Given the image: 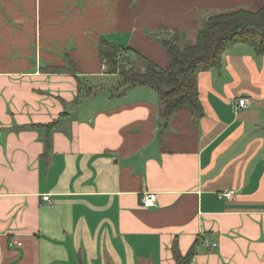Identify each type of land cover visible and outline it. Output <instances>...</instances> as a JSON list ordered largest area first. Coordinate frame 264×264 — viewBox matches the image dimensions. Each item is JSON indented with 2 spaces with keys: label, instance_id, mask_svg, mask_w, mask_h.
<instances>
[{
  "label": "crops",
  "instance_id": "1",
  "mask_svg": "<svg viewBox=\"0 0 264 264\" xmlns=\"http://www.w3.org/2000/svg\"><path fill=\"white\" fill-rule=\"evenodd\" d=\"M263 6L0 0V264H176L175 240L186 254L198 238L192 264H264V54L230 47L198 75L202 114L166 121L157 92L122 86L99 48L166 69L174 32L192 44L210 15Z\"/></svg>",
  "mask_w": 264,
  "mask_h": 264
},
{
  "label": "trees",
  "instance_id": "2",
  "mask_svg": "<svg viewBox=\"0 0 264 264\" xmlns=\"http://www.w3.org/2000/svg\"><path fill=\"white\" fill-rule=\"evenodd\" d=\"M181 32H174L163 40L171 56L170 66L160 68L146 61L144 70H137L122 61L123 49L108 39H102L100 54L109 73L121 76V85L127 88L149 86L159 97L161 117L168 121L182 106L202 114L203 107L197 86L198 75L206 70L220 68L224 53L238 43L251 46L257 55L264 54V6L256 10L238 8L210 15L199 30L195 43L181 45ZM125 50V49H124ZM91 91V87L88 92ZM57 121L47 125V142ZM198 238L183 254L175 240L172 251L176 264H192L201 243Z\"/></svg>",
  "mask_w": 264,
  "mask_h": 264
},
{
  "label": "built area",
  "instance_id": "3",
  "mask_svg": "<svg viewBox=\"0 0 264 264\" xmlns=\"http://www.w3.org/2000/svg\"><path fill=\"white\" fill-rule=\"evenodd\" d=\"M104 70H107L108 66L107 64L104 62ZM249 103V99L247 97H241L238 101V107L240 108H245L247 107ZM235 194L234 190H225L219 193V198L223 199V198H232ZM43 199L45 200H50V195H44ZM142 205L144 207L150 208L156 205L157 203V194L155 192H146L141 199ZM214 246H216V244H214Z\"/></svg>",
  "mask_w": 264,
  "mask_h": 264
}]
</instances>
